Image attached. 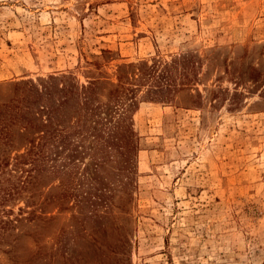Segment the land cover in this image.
Here are the masks:
<instances>
[{"label":"rangeland","instance_id":"1","mask_svg":"<svg viewBox=\"0 0 264 264\" xmlns=\"http://www.w3.org/2000/svg\"><path fill=\"white\" fill-rule=\"evenodd\" d=\"M174 58L189 79L178 64L166 98L138 88L130 162L101 170L111 211L69 194L0 264H264V0H0V103L62 74L105 100L127 65Z\"/></svg>","mask_w":264,"mask_h":264},{"label":"trees","instance_id":"2","mask_svg":"<svg viewBox=\"0 0 264 264\" xmlns=\"http://www.w3.org/2000/svg\"><path fill=\"white\" fill-rule=\"evenodd\" d=\"M185 60L127 65L133 71L120 72L105 100L96 97V81L78 86L65 74L14 84L12 95L0 103V246L16 240L14 231L24 222L45 226L50 219L46 207L61 204L69 194L81 210L90 201L95 216L100 206L103 212L111 211L113 189L101 170L109 162L118 164L117 155L126 165L130 162L134 133L127 120L138 102V88L146 85L147 95L166 98L177 87L178 64L183 81L189 79ZM85 157L92 173L86 163L79 171ZM54 178L58 191L46 192ZM85 185L90 191L82 195ZM94 191L104 198L97 202L100 196Z\"/></svg>","mask_w":264,"mask_h":264}]
</instances>
